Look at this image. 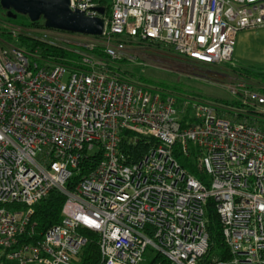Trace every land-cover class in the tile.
I'll return each instance as SVG.
<instances>
[{
	"label": "built area",
	"instance_id": "1",
	"mask_svg": "<svg viewBox=\"0 0 264 264\" xmlns=\"http://www.w3.org/2000/svg\"><path fill=\"white\" fill-rule=\"evenodd\" d=\"M70 8L103 18L104 33L46 29L64 47L103 44L110 61L132 40L196 63H232L238 32L264 27V0H70ZM34 59L0 43V264H80L85 230L98 235L102 264H264L263 87L238 82L232 106L124 80L88 55L76 66ZM125 131L157 144L128 162ZM53 190L66 196L61 222L41 233L34 207ZM209 200L225 259L205 261Z\"/></svg>",
	"mask_w": 264,
	"mask_h": 264
},
{
	"label": "rangeland",
	"instance_id": "2",
	"mask_svg": "<svg viewBox=\"0 0 264 264\" xmlns=\"http://www.w3.org/2000/svg\"><path fill=\"white\" fill-rule=\"evenodd\" d=\"M0 4V27L21 33L39 41H50L64 46L55 40V34L46 28H33L26 15L19 14L16 18L8 17ZM41 22H44L42 19ZM62 40L61 38H57ZM237 42L232 63L207 65L187 60L169 49L161 46L140 44L132 40L126 41L127 51L121 63L122 72L134 80L144 78L151 81L154 86L165 89L178 96H191L205 101H231L236 99L231 88L240 81L247 82L251 88L262 86L264 81L245 74H239L235 69L251 70V74L264 73V27L257 29H244L238 32ZM58 42V43H57ZM0 43L4 46L11 45L6 38L0 35ZM64 43V42H63ZM70 45V44H69ZM68 48L74 45H66ZM32 57L42 59L39 50H26ZM47 58V57H46ZM264 76V74H261ZM132 80V81H134ZM164 85L168 87H163Z\"/></svg>",
	"mask_w": 264,
	"mask_h": 264
},
{
	"label": "trees",
	"instance_id": "3",
	"mask_svg": "<svg viewBox=\"0 0 264 264\" xmlns=\"http://www.w3.org/2000/svg\"><path fill=\"white\" fill-rule=\"evenodd\" d=\"M28 25L33 28H46L44 22L41 21L29 22ZM0 35L6 38V41L14 46L21 47L26 50H39L42 58H46L49 56L54 58V60L57 62L76 66L77 63H79L82 59V55H88L93 57L94 59L109 62L110 64L107 66L108 69L112 72L120 74L124 80L144 84L152 83L151 81L144 78L138 77L137 80H134L131 77L127 76L126 72H122L121 67L118 66L121 63H126V61L124 59H120L117 60L116 63H111L103 44H99L92 50L84 47L68 48L67 46L64 47L62 45H54L47 41H39L32 37L22 35L21 33L9 31L8 29H5L3 27H0ZM147 45L152 46L153 44L147 43ZM34 61L43 65L41 59H34ZM235 70L238 71L239 74H245L257 79L261 78L264 81V76L261 75L264 73L251 74V70ZM161 86L166 87L164 85ZM166 88L168 89V87ZM216 102H222L226 105L240 106V104H238L235 99L231 101L216 100ZM156 144L157 142L154 139L144 138L141 136L136 137L134 136V134L125 131L122 135V145L120 150L127 157L128 162H135L146 155L148 150ZM97 158H100V155H98ZM176 158L179 163L195 178H197L204 184H207V176L200 165L184 157L178 150L176 151ZM92 166L93 165L91 160L86 161L82 174H86ZM82 174L74 179L72 185L80 179ZM72 188V186L68 187L69 190H71ZM65 200L66 196L61 191L53 190L46 198L35 205L32 221L36 223V230L38 232L42 233L49 227L61 222L62 208ZM207 219V228L210 237V248L208 254L205 257V261H209L211 257H219L221 259H225L226 257H228V249L224 242L220 218L217 213L215 203L212 200H209L207 203ZM82 234L87 239V245L79 256L80 264H102V255L99 247L98 235L89 230L83 231Z\"/></svg>",
	"mask_w": 264,
	"mask_h": 264
},
{
	"label": "water",
	"instance_id": "4",
	"mask_svg": "<svg viewBox=\"0 0 264 264\" xmlns=\"http://www.w3.org/2000/svg\"><path fill=\"white\" fill-rule=\"evenodd\" d=\"M1 6L8 11V17L16 18L19 14L29 17L31 22L41 19L47 29L70 33L101 36L105 30V20L89 17L80 10L70 8V0H0ZM104 14L103 8H98Z\"/></svg>",
	"mask_w": 264,
	"mask_h": 264
},
{
	"label": "crops",
	"instance_id": "5",
	"mask_svg": "<svg viewBox=\"0 0 264 264\" xmlns=\"http://www.w3.org/2000/svg\"><path fill=\"white\" fill-rule=\"evenodd\" d=\"M237 35H238V34H237ZM236 38H237V36H236ZM236 42H237V39L235 40V46H236ZM234 52H235V47H234ZM233 56H234V54H233ZM259 87L262 88V86H259Z\"/></svg>",
	"mask_w": 264,
	"mask_h": 264
}]
</instances>
